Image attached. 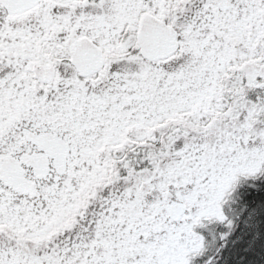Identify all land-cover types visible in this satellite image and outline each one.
I'll use <instances>...</instances> for the list:
<instances>
[{"label": "snow or ice", "instance_id": "1", "mask_svg": "<svg viewBox=\"0 0 264 264\" xmlns=\"http://www.w3.org/2000/svg\"><path fill=\"white\" fill-rule=\"evenodd\" d=\"M0 264H264V0H0Z\"/></svg>", "mask_w": 264, "mask_h": 264}]
</instances>
